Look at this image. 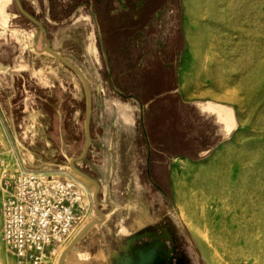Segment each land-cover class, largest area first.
I'll use <instances>...</instances> for the list:
<instances>
[{
    "label": "rangeland",
    "instance_id": "1",
    "mask_svg": "<svg viewBox=\"0 0 264 264\" xmlns=\"http://www.w3.org/2000/svg\"><path fill=\"white\" fill-rule=\"evenodd\" d=\"M2 1L0 92L4 114L0 112V168L3 160L11 170L25 168L67 176L72 172L70 159L79 156L85 145V125L81 126L85 122L82 82L59 60L41 51L45 42L41 41L38 27L18 13L14 0ZM108 1L105 10L110 13L105 16L112 30L110 56L93 4L81 5L69 14L63 11L69 0H23L46 27L52 48L85 72L93 97L101 102L105 97L110 103L107 109L114 117L128 113L130 123H125V128L139 132L143 126L141 86L153 88L163 83L166 89L176 82L163 65L185 48L184 2L191 0H141V5L132 6L123 5V0ZM219 2L227 13L228 46L242 52L245 61L258 57L253 60L255 68L245 64L248 69L244 70L242 87L245 97L250 98L245 105L259 131L260 164L245 166L241 172L228 165L222 171L226 181L192 183L191 189L198 196L191 199L175 195L169 163L161 169L164 181L156 182L151 165L148 174L150 151L147 153L142 146L128 150L134 169L146 180L140 183L143 199L147 197L160 207V198L154 195L158 190L164 202V209H151L161 214L159 223L142 227L135 235L145 236L150 244L140 243L133 252V259H146L142 264H264V0ZM120 41H125V45ZM20 64L30 67L26 88L32 96L20 101L19 107L15 80ZM228 110L235 113L232 105ZM17 121L23 124L21 130L33 125L38 130L28 136L22 132L15 134L25 146L20 150L7 136V124ZM93 146L77 164L92 177ZM83 183L93 198V186ZM98 198L100 205L99 194ZM193 200L196 208L184 209L183 202L189 201L193 206ZM1 201L0 189V209ZM92 208L91 219L97 217L94 201ZM0 264H13V255L3 241L1 212Z\"/></svg>",
    "mask_w": 264,
    "mask_h": 264
},
{
    "label": "crops",
    "instance_id": "2",
    "mask_svg": "<svg viewBox=\"0 0 264 264\" xmlns=\"http://www.w3.org/2000/svg\"><path fill=\"white\" fill-rule=\"evenodd\" d=\"M2 2L0 0V11ZM184 6L185 48L163 65L176 82L166 89L163 83L157 84L159 88L141 86V130L126 129L124 124L130 123L128 113L114 117L110 108L107 109L110 103L105 97L99 95L105 99L104 103L93 97L91 144L94 151L90 170L101 185L99 197L105 220L84 234L67 254L64 264H131L133 252L141 243V235L135 236L136 233L142 227L159 223L161 214L151 209H164L163 195L158 190L154 194L160 198V207L147 197L143 199L140 183L146 180L134 169L128 150L142 146L147 153L150 151L156 182L164 181L161 169L169 163L175 195L191 199L198 196L191 189L192 183L226 181L222 171L228 165H234L241 172L245 166L260 164L259 131L245 105L250 98L245 97L242 87L244 70L248 69L245 64L250 63L251 68H255V57L245 61L242 52L228 46L227 13L219 0L185 1ZM216 38L219 40H214ZM22 65L16 68L19 70L15 80L18 104L32 96L26 88L30 67ZM166 83L170 84L168 80ZM15 94L12 97L15 98ZM3 102L0 92L2 115ZM229 105L235 107L234 114L229 112ZM81 126L84 127V121ZM7 127V136L19 150L25 146L15 134L22 132L28 136L38 131L34 125L21 130L23 124L18 121ZM119 139L122 140L120 145ZM194 200L193 206L189 201L183 202L184 209H195ZM60 254L50 256L46 264H58ZM13 264H16L14 256Z\"/></svg>",
    "mask_w": 264,
    "mask_h": 264
},
{
    "label": "built area",
    "instance_id": "3",
    "mask_svg": "<svg viewBox=\"0 0 264 264\" xmlns=\"http://www.w3.org/2000/svg\"><path fill=\"white\" fill-rule=\"evenodd\" d=\"M3 241L16 264H46L93 213L92 192L68 173L11 170L1 161Z\"/></svg>",
    "mask_w": 264,
    "mask_h": 264
},
{
    "label": "water",
    "instance_id": "4",
    "mask_svg": "<svg viewBox=\"0 0 264 264\" xmlns=\"http://www.w3.org/2000/svg\"><path fill=\"white\" fill-rule=\"evenodd\" d=\"M15 3L19 9V11L25 16L27 17L30 21H32L33 23H35L38 27L39 30L41 31V33L43 34V38L46 40L47 44L46 46L43 48V51L48 52L50 55H52L53 57L57 58L58 60H60L62 63H64L68 68H70L71 70H73L82 80L83 82V86H84V90H85V97H86V109H85V145L83 148L82 153L79 156L76 157H72L69 161L70 164V168L72 170V174L74 176H76L78 179H80L81 181L85 182V183H90L93 186V201H94V207H95V211H96V218L93 219H89L80 229L79 231L74 235V237L72 238V240L68 243V245L63 249V251L61 252L60 256H59V260H58V264H64L65 262V258L67 256V254L71 251V249L80 241V239L84 236V234L95 224H98L102 221L105 220V215L102 211V209L100 208L99 205V198H98V194L101 188V185L99 183V181L97 179H95L94 177L90 176L89 174H87L86 172H84L83 170H81L76 163L82 159H84L87 155V152L90 148L91 145V141H92V135H91V118H92V107H93V97H92V90H91V86H90V82L89 79L87 77V75L85 74V72H83L76 64H74L72 61H70L66 56H64L62 53H60L59 51L55 50L52 48L51 44H50V40L47 36V31L45 26L43 25V23L37 19L33 14H31L30 12H28L24 6L21 0H15ZM150 156V155H149ZM76 174H78L79 176L85 178V180L79 178ZM148 174L150 175V158H148ZM139 240L142 243H145L146 246H150V244H147L145 236H140ZM140 244V246H141ZM146 248V247H145ZM142 251V250H141ZM142 256V255H141ZM139 261V264H142L143 262H146V259H132L131 260V264H137Z\"/></svg>",
    "mask_w": 264,
    "mask_h": 264
},
{
    "label": "trees",
    "instance_id": "5",
    "mask_svg": "<svg viewBox=\"0 0 264 264\" xmlns=\"http://www.w3.org/2000/svg\"><path fill=\"white\" fill-rule=\"evenodd\" d=\"M141 0H123V5L129 3V5H137L140 4ZM93 4V6L95 7V11L97 13L99 22L101 24L102 27V31H103V38L105 41V45H106V49H107V53L110 56L111 55V42H110V36L109 34H111V28L110 26H108L109 24V19H107L106 16L109 15V11L106 12L105 10V6H109V1L108 0H69V3L67 5H65L64 7V12H68L69 14L73 13V11L80 7L81 5H91ZM141 5V4H140ZM25 8L32 13V11L25 5ZM109 12V13H108ZM106 15V16H105ZM22 17H24L21 14ZM26 20H28L26 17H24ZM29 21V20H28ZM30 22V21H29ZM118 40V39H117ZM125 41H120L121 45H125L124 43ZM138 94V93H137Z\"/></svg>",
    "mask_w": 264,
    "mask_h": 264
},
{
    "label": "flooded vegetation",
    "instance_id": "6",
    "mask_svg": "<svg viewBox=\"0 0 264 264\" xmlns=\"http://www.w3.org/2000/svg\"><path fill=\"white\" fill-rule=\"evenodd\" d=\"M22 1V3H23V6H24V8H25V4H24V2H23V0H21ZM14 3H15V0H14ZM15 5H16V3H15ZM16 8H17V11H18V13L21 15L22 13L19 11V9H18V7H17V5H16ZM26 9V8H25ZM27 10V9H26ZM28 11V10H27ZM29 12V11H28ZM32 14V13H31ZM23 15V14H22ZM24 16V15H23ZM35 16V15H34ZM25 17V16H24ZM36 17V16H35ZM27 18V17H26ZM37 18V17H36ZM28 19V18H27ZM38 19V18H37ZM29 20V19H28ZM30 21V20H29ZM31 23H33L32 21H30ZM33 24H35V23H33ZM36 25V24H35ZM37 26V25H36ZM38 27V26H37ZM46 28V27H45ZM38 29H39V27H38ZM46 31H47V29H46ZM39 32H40V36H41V41L42 42H45V45L42 47V50L41 51H43V48L46 46V44H47V42H46V40L43 38V34L41 33V31L39 30ZM47 36H48V38H49V35H48V32H47ZM50 40V39H49ZM50 44H51V42H50ZM35 48H36V45H35ZM43 52H46V51H43ZM48 53V52H47ZM52 56V55H51ZM55 58V57H54ZM57 59V58H56ZM58 60V59H57ZM60 61V60H59ZM71 61V60H70ZM61 62V61H60ZM62 63V62H61ZM62 64H64V63H62ZM64 66L65 67H67L65 64H64ZM68 68V67H67ZM80 68V67H79ZM69 70H71L70 68H68ZM81 69V68H80ZM74 74H76L73 70H71ZM77 75V74H76ZM78 76V75H77ZM79 77V76H78ZM80 78V77H79ZM81 80V79H80ZM81 82H82V80H81ZM82 84H83V82H82ZM91 86V85H90ZM84 87V86H83ZM84 92H85V90H84ZM92 97H93V95H92ZM85 100H86V97H85ZM85 109H86V107H85ZM92 109H93V107H92ZM91 121H92V118H91ZM85 123V122H84ZM91 135H92V133H91ZM85 137H86V135H85ZM92 142V141H91ZM91 146V145H90ZM90 149V148H89ZM89 151V150H88ZM88 153V152H87ZM87 156V155H86ZM86 158V157H85ZM84 158V159H85ZM83 160V159H82ZM82 160H80V161H82ZM80 161H78L77 163H76V165L80 162ZM78 166V165H77ZM82 170V169H81ZM84 171V170H83ZM85 172V171H84ZM87 173V172H86ZM88 174V173H87Z\"/></svg>",
    "mask_w": 264,
    "mask_h": 264
},
{
    "label": "bare ground",
    "instance_id": "7",
    "mask_svg": "<svg viewBox=\"0 0 264 264\" xmlns=\"http://www.w3.org/2000/svg\"><path fill=\"white\" fill-rule=\"evenodd\" d=\"M77 176H78L79 178H81V179L85 180V178H83V177L79 176L78 174H77ZM85 181H86V180H85Z\"/></svg>",
    "mask_w": 264,
    "mask_h": 264
}]
</instances>
